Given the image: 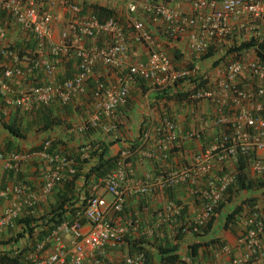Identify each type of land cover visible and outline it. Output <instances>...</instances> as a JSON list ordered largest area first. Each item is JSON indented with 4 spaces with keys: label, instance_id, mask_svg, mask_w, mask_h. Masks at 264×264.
<instances>
[{
    "label": "built area",
    "instance_id": "2783aa9c",
    "mask_svg": "<svg viewBox=\"0 0 264 264\" xmlns=\"http://www.w3.org/2000/svg\"><path fill=\"white\" fill-rule=\"evenodd\" d=\"M117 1L120 14L101 19L91 12L80 15V3L73 0H0V113L16 108L29 111L55 103L64 106L86 92L97 65L124 69L113 85L93 81V113L75 127L78 133L99 130L108 134L116 129V111L126 104L129 87L134 81L162 90L176 82L204 80L195 66L174 63L145 27V20L160 24V34L167 40L183 38L192 61H200L209 48L221 40L246 31V21L261 23L264 35V0ZM55 7H59L68 18V37L58 40L53 39L51 30ZM11 34L21 35L32 45L29 57L19 56L17 45L5 40ZM127 40L145 49L146 60L124 68ZM61 57L75 61L76 72L70 78L56 77ZM22 61L26 62L20 66ZM40 75L41 81H38ZM12 79L19 81L17 89L10 86ZM185 100L192 103L205 100L211 105V111L201 120L198 129L185 132L178 128L172 117L164 114L160 118L161 126L156 128L158 158L159 155L165 157L176 139L199 141L208 127L216 134L206 142L205 149L193 154L189 166L156 177L145 176L129 190L132 194L144 196L154 190L187 187L195 205L192 215L183 216L182 208L168 199L155 213L157 224L154 230L144 231L149 236L155 234L160 240L171 242L178 239L177 235L194 242L206 233H203L204 228L234 181L230 172L222 171L228 160L247 158L254 176L264 179V158L256 156L257 152H264V61L255 55L240 60L229 58L221 68L215 69L211 85L205 82L202 88L188 93ZM146 140L144 132L142 144ZM155 150L142 154L155 158L156 155L152 157ZM124 156L122 152L120 157ZM0 161L4 162V169L13 172H17L21 162L39 161L46 166L41 173L37 195H33L23 183L0 188V199L10 197L13 200L0 214V232L13 229L22 212L47 196L55 186L61 185L65 177L74 174L72 159L62 152H50L48 141L35 151L8 154L0 151ZM132 174L128 164L119 160L114 170L90 187L83 210L76 212L70 221L59 224L25 255L24 260L28 264H103L107 250L122 249L128 227L132 231H141L135 218L128 221V227L114 219L123 211L124 185L131 183L128 181ZM97 187L103 188L111 198L104 209L99 207ZM241 212L233 216L234 224L242 219L235 245L218 246L220 252L230 256L229 264L264 260V242L262 244L260 239L264 240V199L259 206L248 208L247 214ZM227 226H232V222ZM63 236L70 239L67 245L63 244ZM46 246L52 247L47 255L43 253ZM241 248L245 250L243 261L235 255ZM198 261L183 254L178 256L177 264H209ZM143 263V253L136 252L122 257L115 264Z\"/></svg>",
    "mask_w": 264,
    "mask_h": 264
},
{
    "label": "crops",
    "instance_id": "0c3cea01",
    "mask_svg": "<svg viewBox=\"0 0 264 264\" xmlns=\"http://www.w3.org/2000/svg\"><path fill=\"white\" fill-rule=\"evenodd\" d=\"M80 3L81 13L85 15L91 12V5H104L107 4L110 7H114V14H120L121 8L117 0H73ZM60 15H63L62 10H58ZM62 20L60 25L52 23V37L54 40H58L59 35L66 34L68 29V18H60ZM150 19L144 21L145 27L156 37L162 50L178 65L195 66L206 84L211 85L215 78V69L221 68V65L226 62L224 59H220L225 54V51L233 46L238 45L241 42L250 40L253 38L256 41L264 40L263 25L256 20L246 21V31L241 33L236 32L233 35L221 40L220 42L212 45L209 48V56L201 58L200 61H192L183 38L174 41L167 40L160 34L161 25L151 23ZM160 25V26H159ZM9 44H16L15 47L19 56L23 58L30 56V50L32 45L19 34L8 35L5 39ZM255 55L254 48L247 50L245 57H251ZM146 60L145 49L139 44L132 43L127 40V52L124 60V68L128 65H138ZM218 60V61H217ZM217 63L214 65L213 62ZM7 65L12 66L11 62L5 60ZM26 61H22L21 65H24ZM122 70H115L112 68L101 67L97 65L93 69L92 78L88 82L86 92L83 95L77 96L72 99L68 104L61 106L57 103L49 105L47 107H34L29 111H22L18 108L8 109L7 113H0V151L4 154L11 152H23L29 151L35 147H40L42 143L48 141L53 143L54 152H62L72 158L77 155L85 157L83 154L85 149H88V144L92 142L103 141L104 144H108L106 149L107 156H114L118 152L127 151L131 145H136L138 135L141 132L147 134V140L144 144L141 143L139 149L129 158L128 166L131 168L133 174L130 179V184L124 185V191L126 193L125 203L122 213L114 217L116 222L124 225H128V221L137 219L140 223L141 231H132L130 227L126 229L125 233V245L122 249L111 251L107 250L104 254L103 264H115L122 257L131 254L128 252V243L132 240H140L139 245L145 251H148L152 256V262L157 260L155 249L158 245H172L178 256L183 255V248L187 249V245L192 242L185 240L188 237L178 238L171 241L160 240L155 234L149 236L144 233L145 230L153 231L157 224L155 213L160 209L165 200H172L183 210V214L191 216L195 205L190 198L187 187L185 185L178 186L167 191H152L148 195H135L129 190L132 184H137L143 180V177L149 176L156 177L160 174H167L177 168L183 166H189L192 162L193 154L205 149L206 142H208L212 136L216 134L213 128H207L202 133V138L199 141H182L176 139L170 149L166 152L165 157L159 155L155 150L156 141L158 135L156 128L161 126L160 118L165 114L175 121L178 128L182 131H189L198 129L201 125V120L210 113L211 105L201 100L198 102H189L186 100H173L165 99L161 90L152 88L146 83L134 81L129 87L128 100L126 104L119 107L116 111V129L115 131L104 134L99 130H87L82 133H78L75 127L82 124L93 113L94 98L92 95L93 81L100 80L106 84L113 85L117 77ZM76 72L75 61L69 57H61L56 68V77L60 79L70 78ZM41 81V75L37 78ZM10 86L13 89H17L20 86L18 80H10ZM187 88V86H185ZM164 88L162 90H168ZM251 105H248L250 108ZM1 109V104H0ZM4 125H11L19 134V137L12 136L7 132ZM155 150L152 157L147 158L143 156V152ZM50 151V150H49ZM87 151V150H86ZM51 152V151H50ZM256 156L260 159L264 158V152H257ZM237 161L228 160L223 167V172H230L237 178ZM46 169V166L39 161L21 162L17 172L4 169V162L0 161V188L7 185L16 183L25 184L29 191L33 195L39 193L41 187V173ZM15 173V174H14ZM243 183H235L232 188L235 187L234 193L231 190L230 200L224 204L220 209L219 215L213 219L210 228L203 236H199L197 240L201 243L208 242L210 239L216 238L214 243L202 244L196 253L195 260L200 262H207L209 264H229V257L225 253L219 251L218 246L228 245L232 247L235 245L236 235L239 233V223L242 219H239L232 226L222 228L221 222L223 221V214L233 208L236 205L240 206L238 213L247 214L248 208L253 205H258L261 200L264 199V179H257L252 170L250 162L245 163L242 169ZM72 176V175H71ZM71 176L65 177V180L71 179ZM234 178V177H233ZM99 179V178H98ZM97 179L89 182L86 187L82 186L81 178H78L73 182L72 195L82 193V189L88 194L89 189ZM234 182V181H233ZM236 182V180H235ZM62 191V186H55L52 191L40 199L33 207L28 208L22 212L17 218L20 219L25 216L37 217L38 215L46 212L50 205L56 202L55 194L58 191ZM96 193L99 199V207L104 209L110 201V196L106 194L101 187H97ZM13 200L0 199V214ZM79 203V201H78ZM76 213V212H75ZM247 219V215H244ZM16 220V221H17ZM15 221V226L11 230H3L0 232V241H6L9 237H14L15 233L19 229V225ZM262 244L264 240L260 238ZM28 244L27 239L21 238L16 242H10L0 245V251H7L8 254H13L16 249L20 248V242ZM62 241L64 245L70 242L68 236H63ZM22 247V245H21ZM52 247L48 246L44 248L43 253L45 255L50 254ZM243 248L237 250L235 255L240 256V260H244ZM264 264V260H258L250 262L249 260L245 264Z\"/></svg>",
    "mask_w": 264,
    "mask_h": 264
},
{
    "label": "trees",
    "instance_id": "16d2710c",
    "mask_svg": "<svg viewBox=\"0 0 264 264\" xmlns=\"http://www.w3.org/2000/svg\"><path fill=\"white\" fill-rule=\"evenodd\" d=\"M90 5L91 13L95 14L101 19L112 16L115 11L114 7H110L108 5ZM250 48H254L255 56L258 59L264 61V40L258 42L253 38L241 42L238 45L229 47L225 51L223 57L220 59H244L247 50ZM207 56H209V52L206 53L202 58ZM217 61L213 62L214 65L217 63ZM204 83L205 81L200 79L190 80L189 82H176L171 87H169L168 90H161L160 92L164 95L165 99L185 100L188 93L202 88ZM185 84L187 85V88L184 89ZM4 128H6L7 132H9L12 136L19 137L17 131L11 125H4ZM143 137L144 133L140 130L137 138L138 142L136 145H131V147L124 152L125 156L123 158L120 157V152L114 156H107L106 149L108 144L113 142L104 144L103 141H97L92 142V144H88V149L83 151L85 157H81V159L78 155L74 158L67 155L68 158H71L73 161L74 174L71 176V179L63 181L61 184L63 190H60L55 194L56 202L53 205H50L46 212L38 215L37 217L25 216L16 221L19 225V229L15 233V236L7 238L6 241H0V245L10 243L11 241L16 242L21 238L27 239L28 244H24L22 247L16 249V251H14V253L11 255L8 254L7 251H0V264H28V262L24 260L26 254L33 251L36 246L39 245L42 240L59 224L65 221H70L74 217L75 212H81L83 210L85 202L88 199V194L82 189V193L80 195L78 194L77 197H74L72 195L73 182L78 178H81L82 186L86 187V185L92 180L101 178L105 174L114 170L119 160L123 159V163L127 164L132 154H134L135 151L139 149V146L143 141ZM53 148V143H49V150L52 151ZM38 149H40V147H35L30 151H35ZM246 159L247 158H237L236 171L237 180L239 183H243L244 177L242 175V169L244 164L247 163ZM230 194L231 188L226 191L227 196L225 201L220 202L217 208L214 210V214L211 216L206 225L207 230L210 228L213 219L219 215V211L224 206V203H227L230 200ZM239 210L240 206L236 205L223 214V221L221 222L222 228H227V224L229 222H232L233 224V216ZM180 212L183 214L182 209ZM179 237L180 236L178 235L176 236V238ZM215 241L216 238L210 239L208 242L203 243L194 241L193 243L187 245V255L192 259L196 256L197 250L202 244L214 243ZM139 243L140 240H132L129 242L128 252L130 254L133 251L134 253L142 252L144 255L143 264H177L178 255L172 245H158L155 249L157 260L152 262L153 258L151 254L141 248ZM44 248L45 247H43V249Z\"/></svg>",
    "mask_w": 264,
    "mask_h": 264
},
{
    "label": "rangeland",
    "instance_id": "374dc122",
    "mask_svg": "<svg viewBox=\"0 0 264 264\" xmlns=\"http://www.w3.org/2000/svg\"><path fill=\"white\" fill-rule=\"evenodd\" d=\"M104 5H107V4H104ZM59 10V7H55L54 9H53V18H52V23H54V24H58V25H60V23H62L61 21L62 20H60V18H64V16L62 17V15H60V12L58 11ZM67 34H68V31L66 32ZM67 34H64V35H66V36H61L62 35V33L59 35V38L58 39H63V38H66V37H68L67 36ZM63 37V38H62ZM68 39V38H67ZM66 39V40H67ZM231 175L234 177V182H233V184H232V186L231 187H233V185L235 184V183H237V178L233 175V173H231ZM235 180H236V182H235ZM233 189V193L235 192L234 191V189H235V187L234 188H232ZM231 189V190H232ZM232 193V192H231ZM227 196V195H226ZM226 196L225 197H223V199H222V201L224 202L225 201V198H226ZM221 201V202H222ZM224 204H226V203H224ZM177 205H179V204H177ZM183 216H188L186 213L185 214H183ZM204 232H207V229H206V227L204 228V230H203V233ZM182 238H186V237H182ZM185 240H189V238H187V239H185ZM189 241H191V242H193V240H189ZM21 244L19 245L20 247H21V245L23 246L24 244H23V242L21 241L20 242ZM183 251L184 252H182V253H184L185 255L187 254V251H186V248L184 247L183 248ZM198 262H200V261H198Z\"/></svg>",
    "mask_w": 264,
    "mask_h": 264
}]
</instances>
